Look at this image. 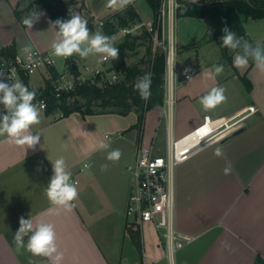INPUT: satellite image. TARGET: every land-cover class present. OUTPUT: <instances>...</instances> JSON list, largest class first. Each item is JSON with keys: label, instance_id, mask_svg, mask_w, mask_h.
I'll list each match as a JSON object with an SVG mask.
<instances>
[{"label": "crops", "instance_id": "0c3cea01", "mask_svg": "<svg viewBox=\"0 0 264 264\" xmlns=\"http://www.w3.org/2000/svg\"><path fill=\"white\" fill-rule=\"evenodd\" d=\"M33 1L3 0L0 61L7 59L1 50L13 45L17 52L51 49L57 29L52 27L54 21L46 9L35 5L34 11L43 15L32 29L16 15L21 11L23 18L28 16L26 9ZM196 19L201 18L181 17L178 46L186 56L177 66L180 78L185 69L195 73L191 80L176 84V103L168 114L162 105L146 112L142 131L133 127L138 120L134 112L86 116L74 112L65 117L45 113L41 123L32 128L40 136L35 148L16 146L0 137V264H29L30 260L53 264L26 248L17 250L14 235L21 216L54 226L57 253L62 254L60 264H262L264 74L250 64L237 68L226 60L206 21ZM17 23L24 27L25 40L15 34ZM246 30L257 44V37ZM210 43H216L217 48L208 49ZM197 44L200 47L191 52ZM73 59L95 65L99 57L86 60L74 55ZM220 64L224 65L223 72L207 79L205 74ZM243 76L251 82V91ZM213 87L223 88L227 100L205 110L200 98ZM239 115L246 117L242 133L210 143L176 167L175 229L191 241L170 258L153 223L136 226L127 217L133 184L128 166L135 161L140 145L163 155L157 153L161 151L157 143L161 142L165 155L169 138L186 136L204 122L205 116L219 125ZM99 141L110 147L99 150ZM114 149L122 153L115 162L107 159ZM59 157L65 159L78 190L70 209L51 204L45 194L53 174L51 161ZM105 164L108 168L102 171ZM130 228L139 233L140 248Z\"/></svg>", "mask_w": 264, "mask_h": 264}, {"label": "built area", "instance_id": "2783aa9c", "mask_svg": "<svg viewBox=\"0 0 264 264\" xmlns=\"http://www.w3.org/2000/svg\"><path fill=\"white\" fill-rule=\"evenodd\" d=\"M189 3H200L201 0H186ZM3 0H0V9ZM179 7H172L171 0H162L160 12L155 23L148 25L146 22H138L131 26L120 28L118 35L123 37L129 34L149 33L152 36L154 51L161 50L165 56V98L163 110L168 114L175 106L176 99L174 91L180 80H188L195 72L190 71L188 75L179 77L177 72V48L175 43V24L178 17V10L182 6L180 0H175ZM105 21H100L103 26ZM56 57L52 50L42 51L36 48H29L17 52L13 57L0 61V68L9 75V82L21 81L25 84V78L40 70L49 76L51 67L58 71V77L53 79L52 87L57 97L64 93H70L77 87L87 83H96V79L109 85L117 83L120 73L114 66H107L106 60L99 59L95 65L83 64L80 68L73 59ZM59 59L64 60L65 69L60 71L57 67ZM76 65V68H73ZM174 73V74H173ZM51 78V76H50ZM49 78V79H50ZM42 102L41 109L47 108V102L36 100L34 103ZM3 106H0V112ZM61 114L59 117H62ZM245 116H236L229 121L214 125L210 116H205L204 122L186 136L175 139L169 138L167 152L165 155L154 153L152 147L140 145L137 149L136 159L128 166V171L133 179L132 191L130 193L127 217L136 226L153 223L163 239L168 256L171 258L191 239L179 234L175 229V170L176 167L185 162L195 152L209 145L212 142L220 141L230 137L234 132L244 128Z\"/></svg>", "mask_w": 264, "mask_h": 264}, {"label": "clouds", "instance_id": "9594fccd", "mask_svg": "<svg viewBox=\"0 0 264 264\" xmlns=\"http://www.w3.org/2000/svg\"><path fill=\"white\" fill-rule=\"evenodd\" d=\"M196 2V0H193ZM133 0H108L107 7L113 11H124ZM171 6L179 7L175 0H171ZM42 12L36 10L28 16L22 18V23L32 29L37 23ZM87 19L78 13H71L68 20H56L52 27L55 29V38L51 43V50L54 56L69 58L78 55L80 58H87L90 55H99L101 60L111 58L117 59L119 48L115 46L116 37L103 34L101 31L90 33L87 27ZM221 37L222 47L229 49L234 53L232 57L233 65L237 68L247 67L251 62L260 74H264V46L259 43L253 45L243 36H238L227 25L222 29ZM224 65L214 66V70L205 74L207 79H215L223 72ZM191 69H185V75ZM174 74V73H173ZM191 80V76H188ZM152 74L145 73L136 79L133 85L142 101L147 102L151 95ZM225 90L221 87H213L207 94L200 98V104L205 110L214 109L218 105L226 102ZM36 92L21 81L9 82V75L0 68V106L3 111L0 112V137H6L9 143L26 148H35L40 142V136L32 132L35 125L41 123L42 102L34 103ZM110 147L109 144L99 141L97 148L105 150ZM219 154V153H218ZM122 153L119 149H114L108 153L107 159L118 161ZM52 162V176L48 186L45 188V194L51 204L71 208L74 200L78 198L77 186L72 182V173L63 157L57 158ZM88 167V165H85ZM108 165H102L101 170L106 171ZM25 237L27 238L25 243ZM17 250L26 248L33 256L47 257L53 261V264H60L62 254L57 253L56 233L51 223H34L31 217L19 218V228L14 235ZM29 264H34L29 261Z\"/></svg>", "mask_w": 264, "mask_h": 264}, {"label": "trees", "instance_id": "16d2710c", "mask_svg": "<svg viewBox=\"0 0 264 264\" xmlns=\"http://www.w3.org/2000/svg\"><path fill=\"white\" fill-rule=\"evenodd\" d=\"M76 1L34 0L27 6L26 13H32L35 5H38L47 10L54 22L58 19L68 20L69 7L76 3ZM139 1L142 0H133V3L124 11L112 15L106 20L105 24L101 27L105 35L116 37L120 28L142 22V18L134 6ZM144 1L151 8L156 21L162 0ZM16 15L22 21L23 13L17 11ZM181 16L204 19L210 34L220 46L223 57L232 63L230 50L221 46L222 29L227 25L238 36L245 37L255 45L244 26L242 16L252 20L264 19V0H209L200 3H188L179 8L178 17ZM116 47L119 48L120 57H125L127 52H135L140 47L145 48L144 55L137 63L128 64L125 61H121L114 66L121 75L117 83L109 85L103 82L101 77H98L96 83L84 84L70 93H64L61 97H57L52 87V81L59 74L55 68L51 67L49 69L51 78L46 81L45 88L35 91V101L44 99L47 102L45 113L52 114L55 111H59L63 115L62 117L74 112H78L82 116L104 113L127 115L134 112L138 120L133 127L142 131L146 112L164 103L165 56L161 50L154 51L152 36L147 32L136 35L129 34L118 42ZM16 53L15 45L1 50V54L6 58L13 57ZM249 64L250 68L254 66L251 62ZM145 73L152 74V95L147 102L142 101L133 88L136 79ZM241 78L247 89L251 91L252 84L249 79L246 76ZM25 85L30 91H33L29 84V78H25ZM79 99H82L84 103H79ZM95 108H99L100 110H95ZM129 233L136 246L140 248L141 241L139 233L133 231L131 228L129 229ZM261 263L264 264V261Z\"/></svg>", "mask_w": 264, "mask_h": 264}, {"label": "rangeland", "instance_id": "374dc122", "mask_svg": "<svg viewBox=\"0 0 264 264\" xmlns=\"http://www.w3.org/2000/svg\"><path fill=\"white\" fill-rule=\"evenodd\" d=\"M63 1H67V0H63ZM202 1H209V0H201L200 2H202ZM107 2H108V0H77L76 3H74L73 5H71L69 7V19L71 18V13H73V12L78 13L79 15H81L82 17L87 19V21H88L87 27H88L90 33H94L96 31H101L103 34H105L104 31L101 29V26H99V22L100 21H106L112 15H114L118 12H121V11H113L112 8L107 7L106 6ZM180 2L182 4V6L189 3L186 0H180ZM136 8L140 12V14L143 16V18L145 19V21L148 25L155 23V17L153 15V12H152L151 8L149 7V5L147 4L146 1L142 0V1L137 2ZM181 17H177L176 24H175V43H176V48H177V57H176L177 66L179 65L180 61L183 60L184 57L186 56L185 51H179V46H178L179 45L178 38H179V33H180V28H181L179 26V22L180 23L182 22V21H180ZM200 20L201 19H198L196 22H200ZM243 20H244V26H246V28L248 29L250 34L257 37V39H258L257 43H259L261 46H264V20L255 22L252 19H246L244 17H243ZM36 27H37V25L34 27L35 32H37ZM6 34L7 33H4V36ZM15 34L20 39L25 40V38H26V32L24 30V27L23 26H22V28L19 27L18 23H17V26L15 28ZM1 35H2V33H1ZM123 38H124L123 36L117 34L115 46ZM199 47H200L199 45L193 46V47H191L190 50H191V52L196 51ZM207 48L208 49L217 48V45H216V43H210L209 45H207ZM180 50H181V48H180ZM202 50H204V49H202ZM144 53H145V48L140 47L135 52H127L125 57L118 56V58L115 60L110 58L109 61L106 62V65L107 66H115L116 64H119L121 61H125L128 64H135L142 58ZM190 54L191 53H189V56H190ZM95 57L96 58L99 57V59H100L99 55H95ZM92 58H94V56L90 55L89 57L86 58V60H89ZM77 64L81 68L84 63L78 62ZM88 64L92 65L90 63H88ZM57 67L60 71H63L65 69L64 60L59 59L57 62ZM43 72H44L43 70H40L31 76V80H30L29 84H30L33 91H37L40 88L41 89L45 88L46 81L50 78V76L46 72L45 73H43ZM79 103L83 104L84 101L82 99H79ZM95 110L99 111L100 109L95 108ZM40 111H41V116H44L45 111H43L41 108H40ZM51 115H54L55 117H59L61 115V113L59 111H55ZM162 146H163V144L161 142L157 143V148H161V151H159L157 153L164 155L165 151H164V148Z\"/></svg>", "mask_w": 264, "mask_h": 264}, {"label": "water", "instance_id": "95a60500", "mask_svg": "<svg viewBox=\"0 0 264 264\" xmlns=\"http://www.w3.org/2000/svg\"><path fill=\"white\" fill-rule=\"evenodd\" d=\"M224 61H225V60H224ZM73 68L75 69V68H76V65H73ZM244 130H245V127H244V128H241L240 130H238V131H236V132H234L230 137L237 136V135H239L240 133H242ZM230 137H228V138H230ZM228 138H226V139H228Z\"/></svg>", "mask_w": 264, "mask_h": 264}]
</instances>
